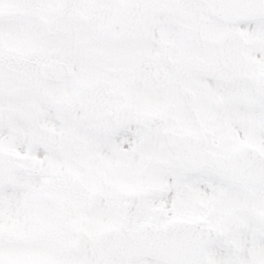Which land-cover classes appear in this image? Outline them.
<instances>
[{
    "label": "snow or ice",
    "instance_id": "obj_1",
    "mask_svg": "<svg viewBox=\"0 0 264 264\" xmlns=\"http://www.w3.org/2000/svg\"><path fill=\"white\" fill-rule=\"evenodd\" d=\"M0 264H264V0H0Z\"/></svg>",
    "mask_w": 264,
    "mask_h": 264
}]
</instances>
